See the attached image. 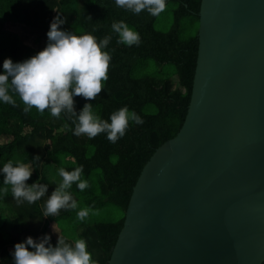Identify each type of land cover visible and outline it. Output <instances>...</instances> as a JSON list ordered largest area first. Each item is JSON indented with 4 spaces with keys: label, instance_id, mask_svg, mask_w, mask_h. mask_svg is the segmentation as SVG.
<instances>
[{
    "label": "water",
    "instance_id": "95a60500",
    "mask_svg": "<svg viewBox=\"0 0 264 264\" xmlns=\"http://www.w3.org/2000/svg\"><path fill=\"white\" fill-rule=\"evenodd\" d=\"M190 100L143 166L107 264L264 261V0H200Z\"/></svg>",
    "mask_w": 264,
    "mask_h": 264
},
{
    "label": "trees",
    "instance_id": "16d2710c",
    "mask_svg": "<svg viewBox=\"0 0 264 264\" xmlns=\"http://www.w3.org/2000/svg\"><path fill=\"white\" fill-rule=\"evenodd\" d=\"M170 3L175 6L172 24L167 31H160L155 27L159 15L143 10L134 14L116 6L114 0H0V66L5 58L20 62L42 50L50 22L58 15L66 20L60 27L76 35L88 32L99 40L110 34L112 39L105 50L110 52L111 61L104 89L93 100L74 96V108L78 113L85 102L91 103L94 112L108 120L111 113L127 105L144 121L140 125L129 122L125 135L115 143L109 142L105 133L93 138L76 136L75 124L63 113L56 118L47 109L40 113L35 107L24 112L20 97L10 91L15 106L0 103V167L9 160L13 164L33 161L34 171L26 183L48 184V191L34 203H18L11 185H6L0 174V264H13L10 248L27 236L42 238L48 234L53 246L59 236L74 242L62 232L60 222L78 210L83 203L79 198L92 195L94 189L89 184L84 193L73 183L70 190L78 208L60 209L58 215L44 217L46 201L57 179L61 180L60 168L71 171L82 164L83 178L88 182L92 172L100 170L104 202L125 212L143 166L161 144L179 131L190 100L198 47L196 35L187 40L180 38V21L192 17L198 22L200 0H166V6ZM121 20L139 32L138 46L117 42L118 35L111 25ZM147 58L158 65H173L175 77H135L136 61ZM37 155L40 159L33 160ZM65 156L74 163L70 164ZM123 220L124 214L113 223L87 224L78 234L77 238L86 240L87 250L98 264H107ZM50 224L59 228L57 238L50 235Z\"/></svg>",
    "mask_w": 264,
    "mask_h": 264
},
{
    "label": "clouds",
    "instance_id": "9594fccd",
    "mask_svg": "<svg viewBox=\"0 0 264 264\" xmlns=\"http://www.w3.org/2000/svg\"><path fill=\"white\" fill-rule=\"evenodd\" d=\"M114 3L134 14L143 10L152 16H158L166 8V0H114ZM65 23L66 20L60 15L52 19L46 33L47 44L35 55L20 62H13L10 57L3 60L0 66V103L15 106L16 100L10 94V91L14 92L25 105L24 112L35 107L40 113L47 109L56 118L63 113L75 124L74 135L86 134L93 138L105 133L109 142L115 143L125 135L129 122L143 124L142 116L125 105L105 120L94 112L93 105L88 102L77 113L73 99L80 95L93 100L104 89L111 61V54L105 49L112 36L105 35L98 40L88 32L76 35L60 27ZM111 28L118 35V43L127 46L140 44L139 32L123 20L114 21ZM39 159L38 155L33 157V160ZM83 168L81 164L71 171L65 168L58 170L61 180L46 201L44 217L58 215L60 209L78 208V202L69 189L73 183L81 191L89 187L88 180L83 178ZM33 171V161L13 164L9 160L0 167L4 183L11 185L12 195L18 203H34L48 191V184L38 181L30 185L26 183ZM88 214L87 207L77 212L80 220H84ZM50 239L48 234H44L42 238L27 236L15 243L11 253L13 264H98L87 250L85 239L77 238L69 243L59 236L55 246Z\"/></svg>",
    "mask_w": 264,
    "mask_h": 264
},
{
    "label": "rangeland",
    "instance_id": "374dc122",
    "mask_svg": "<svg viewBox=\"0 0 264 264\" xmlns=\"http://www.w3.org/2000/svg\"><path fill=\"white\" fill-rule=\"evenodd\" d=\"M175 8L173 3L166 6L165 10L161 12L155 22V27L160 31H167L172 24V12ZM130 27V26H129ZM15 30V27H11ZM198 22L192 17H184L180 21V38L182 40H187L188 38L197 34ZM18 31V29H17ZM133 75L135 77L142 76H152L155 79L159 78H172L175 77V67L170 64L158 65L154 60L140 59L135 63ZM70 164L74 163L71 157L65 156ZM102 179V174L100 170H94L91 175L89 184H91L94 193L92 195L81 197L83 203H80L78 210L74 211L68 219L61 221L59 226L62 227L63 233L68 237V239L74 241L77 239L78 234L87 224L103 222V223H113L118 221L124 212L120 207L115 204L104 202L105 198L100 192V180ZM60 178L57 179L54 184L55 187L58 186ZM71 192V190L69 189ZM84 192V191H82ZM86 192V191H85ZM84 192V193H85ZM89 208V214L84 220H80L77 216V212L80 208ZM50 235L54 237L59 236V229L57 225L50 224L49 226ZM11 252L14 249L10 248Z\"/></svg>",
    "mask_w": 264,
    "mask_h": 264
}]
</instances>
